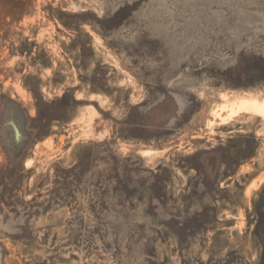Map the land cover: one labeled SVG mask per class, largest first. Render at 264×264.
Segmentation results:
<instances>
[{
	"label": "rangeland",
	"instance_id": "1",
	"mask_svg": "<svg viewBox=\"0 0 264 264\" xmlns=\"http://www.w3.org/2000/svg\"><path fill=\"white\" fill-rule=\"evenodd\" d=\"M263 105L264 0H0V264H264Z\"/></svg>",
	"mask_w": 264,
	"mask_h": 264
},
{
	"label": "bare ground",
	"instance_id": "2",
	"mask_svg": "<svg viewBox=\"0 0 264 264\" xmlns=\"http://www.w3.org/2000/svg\"><path fill=\"white\" fill-rule=\"evenodd\" d=\"M255 99V100H254ZM252 100V99H251ZM253 100H254V102L257 100L256 98H253ZM248 101V100H247ZM231 102V101H230ZM242 102V101H241ZM263 102V101H262ZM243 103V102H242ZM247 103V102H246ZM252 103V102H251ZM237 105V104H236ZM246 106H247V104H245ZM249 105V104H248ZM253 105H255L256 107H259L260 105L258 104V103H253ZM225 106V105H224ZM240 106V105H239ZM264 106V105H263ZM234 107V106H233ZM251 107V106H250ZM235 108V107H234ZM242 108V107H241ZM248 108V107H247ZM246 108V109H247ZM222 109V108H221ZM240 109V108H239ZM253 110H254V108H252ZM257 109V108H256ZM255 109V110H256ZM235 110V109H234ZM231 111H232V108H231ZM260 111V110H259ZM233 113H235L236 114V112H233ZM252 113V112H251ZM262 113V112H261ZM259 114V113H258ZM263 114V113H262ZM260 116H261V114H260ZM264 116V115H263Z\"/></svg>",
	"mask_w": 264,
	"mask_h": 264
}]
</instances>
